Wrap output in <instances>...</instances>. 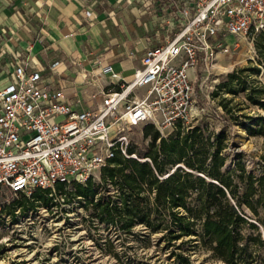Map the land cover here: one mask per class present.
<instances>
[{"label":"built area","instance_id":"1","mask_svg":"<svg viewBox=\"0 0 264 264\" xmlns=\"http://www.w3.org/2000/svg\"><path fill=\"white\" fill-rule=\"evenodd\" d=\"M128 1L155 21L149 30L166 41L146 51L130 80L111 63L100 66L99 77L87 72L88 85L109 79L91 105L72 102L30 56L1 45L0 72L9 82L0 87V197L33 199L36 190L52 196L59 184L97 183L117 154L137 157L127 154L132 127L152 124L161 137L179 125L193 127L202 110L196 81L211 74L219 54L234 50L230 39L264 31V0ZM7 56L11 71L1 64Z\"/></svg>","mask_w":264,"mask_h":264},{"label":"trees","instance_id":"2","mask_svg":"<svg viewBox=\"0 0 264 264\" xmlns=\"http://www.w3.org/2000/svg\"><path fill=\"white\" fill-rule=\"evenodd\" d=\"M256 48L262 66L235 69L217 90L241 91L249 104L262 110L257 117L238 115L243 108L240 104L237 110L231 105L232 98L220 101L228 124L234 122L251 134L264 136V83L252 79L264 70V31L258 34ZM144 136L150 138L145 153L130 145L127 154L137 157L117 154L102 169L103 187L107 189L108 182L116 185L119 200L104 195L96 198L99 185L91 180L86 185L75 183L74 195L83 197L99 219L118 229L131 232L138 221L149 237L160 233L158 241H164L166 249L172 248L171 255L183 263L197 245L191 244L189 249L183 246L199 240L225 264H264L251 245H264L259 232V223L264 224L260 211L264 206V174L248 173L239 161L233 169L223 170L227 160L224 132L206 135L203 126L187 129L179 125L168 137H161L154 125L146 124ZM57 188L64 187L59 184ZM47 193L36 190L32 202L24 197L19 204L47 203ZM247 227L256 234L245 235ZM185 237L188 239L183 240Z\"/></svg>","mask_w":264,"mask_h":264},{"label":"rangeland","instance_id":"3","mask_svg":"<svg viewBox=\"0 0 264 264\" xmlns=\"http://www.w3.org/2000/svg\"><path fill=\"white\" fill-rule=\"evenodd\" d=\"M257 38L258 35L230 39L234 50L229 55L219 54L211 74L203 81L201 78L196 81L197 110H202L196 112L193 124L203 126L206 135L225 133L227 160L224 171L233 169L239 161L248 173L260 176L264 174V136L251 134L237 123L228 124L220 101L232 98L231 105L235 109L243 107L237 111L238 115L246 113L257 117L262 110L249 104L241 91L231 94L224 89L217 90L235 69L262 66L256 48ZM252 79L264 83V70L254 74ZM145 127L141 124L129 132L131 145L141 153L147 151L150 141L144 136ZM97 184L96 198L104 195L119 200L116 185L108 182L106 189L102 179ZM46 196L47 203L33 201V206H21L19 203L24 197L20 195L9 193L0 197V264H225L214 258L199 240L183 246L189 249L191 244L197 245L190 250L188 262L183 263L171 255L172 248L166 249L165 242L158 241L160 233L149 237L142 223L137 221L131 232H125L115 224L102 221L92 204L74 195L73 183ZM260 211L264 217V206ZM244 231L247 236L256 234L253 228L247 227ZM259 232L264 240V224L259 223ZM251 245L264 259V245Z\"/></svg>","mask_w":264,"mask_h":264},{"label":"crops","instance_id":"4","mask_svg":"<svg viewBox=\"0 0 264 264\" xmlns=\"http://www.w3.org/2000/svg\"><path fill=\"white\" fill-rule=\"evenodd\" d=\"M154 22L128 0H0V47L23 51L68 99L85 107L94 101L98 85L109 82L97 78L101 65L111 63L130 80L146 51L165 43L163 33L149 30ZM8 59L1 64L11 71ZM87 72L97 76V85L86 84ZM8 82L7 73L0 72V87Z\"/></svg>","mask_w":264,"mask_h":264}]
</instances>
